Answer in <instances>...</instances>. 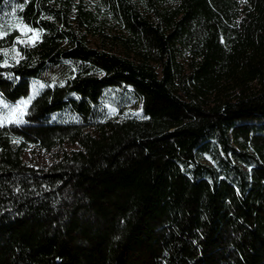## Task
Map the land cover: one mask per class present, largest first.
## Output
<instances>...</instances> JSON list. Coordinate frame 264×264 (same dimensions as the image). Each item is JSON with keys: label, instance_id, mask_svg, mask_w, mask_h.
Listing matches in <instances>:
<instances>
[{"label": "trees", "instance_id": "1", "mask_svg": "<svg viewBox=\"0 0 264 264\" xmlns=\"http://www.w3.org/2000/svg\"><path fill=\"white\" fill-rule=\"evenodd\" d=\"M94 2L0 0V264H264V0Z\"/></svg>", "mask_w": 264, "mask_h": 264}, {"label": "rangeland", "instance_id": "2", "mask_svg": "<svg viewBox=\"0 0 264 264\" xmlns=\"http://www.w3.org/2000/svg\"><path fill=\"white\" fill-rule=\"evenodd\" d=\"M86 1L90 6H93V4L95 3L94 0H86ZM37 40H38V33L36 31H33L30 28L23 27V26H20L18 28V36L16 37L15 41L18 42L19 44H22L25 46H32L37 42ZM88 40L91 46L93 47L98 46V42L96 40L90 39V38ZM2 52L4 53L8 61L17 60L19 57L16 51L15 44H13L12 46L8 48L3 49ZM42 87L43 86L40 83H34V84L32 83V85L30 86V91H29L28 96H26L22 100H28L29 97H32L33 99ZM0 101H2V103H0V118H3L10 114L11 108L15 106L16 104H12V105L8 104L1 98H0ZM117 101L118 100L113 97L108 100V107L110 108L114 117H118L122 119L127 113L137 114L139 112V102L132 98H125L123 100V103L121 104V106L123 107V111L122 113H118ZM4 104H7L9 107L5 108ZM26 108L24 109V111L26 110ZM18 115L19 113L12 115V119L15 120ZM22 120H23V117H22ZM9 123H14V122H9V120L7 119H5L3 122V124H9ZM17 124H21V123H17ZM77 149H79V147L76 145L64 144L61 149H54L51 152H45L43 150L30 146V147L22 148L20 153H21L23 161L29 166H32L35 168H46L56 160L55 156L60 155L62 151L69 152V151L77 150Z\"/></svg>", "mask_w": 264, "mask_h": 264}, {"label": "snow or ice", "instance_id": "3", "mask_svg": "<svg viewBox=\"0 0 264 264\" xmlns=\"http://www.w3.org/2000/svg\"><path fill=\"white\" fill-rule=\"evenodd\" d=\"M32 97H29L28 100H22L19 103H17L15 106H13L10 110V114L6 117L0 118V126L3 125V122L5 119L9 120V122H14V123H23L24 121L22 120L23 115H25L24 109L27 107V105L30 103V100ZM2 103V101H0ZM5 108H8L9 106L7 104H4ZM19 113V115L16 117L15 120L12 119V115Z\"/></svg>", "mask_w": 264, "mask_h": 264}]
</instances>
